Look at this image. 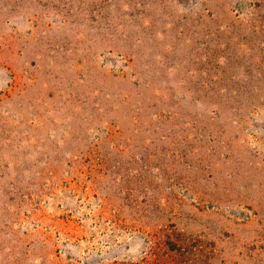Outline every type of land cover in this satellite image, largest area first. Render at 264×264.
<instances>
[{
    "label": "rangeland",
    "instance_id": "obj_1",
    "mask_svg": "<svg viewBox=\"0 0 264 264\" xmlns=\"http://www.w3.org/2000/svg\"><path fill=\"white\" fill-rule=\"evenodd\" d=\"M0 264H264V0H0Z\"/></svg>",
    "mask_w": 264,
    "mask_h": 264
}]
</instances>
